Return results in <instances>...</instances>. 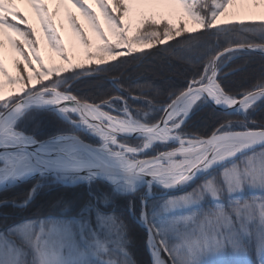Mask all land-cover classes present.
<instances>
[{
	"label": "snow or ice",
	"instance_id": "obj_1",
	"mask_svg": "<svg viewBox=\"0 0 264 264\" xmlns=\"http://www.w3.org/2000/svg\"><path fill=\"white\" fill-rule=\"evenodd\" d=\"M47 49L63 64L49 67ZM245 51L264 57V0H0V192L30 185L22 198H0V209L42 197L59 209L6 224L0 264H137L121 197L147 229L151 264H252L253 253L264 264V121L251 118L264 101V65L249 88L223 83L239 70L223 72L225 57ZM173 64L190 71L185 89L140 82ZM208 100L244 119L193 130L189 117ZM217 165L226 166L191 192L149 206L153 185H189Z\"/></svg>",
	"mask_w": 264,
	"mask_h": 264
},
{
	"label": "trees",
	"instance_id": "obj_2",
	"mask_svg": "<svg viewBox=\"0 0 264 264\" xmlns=\"http://www.w3.org/2000/svg\"><path fill=\"white\" fill-rule=\"evenodd\" d=\"M261 65H264V57L258 53L251 52H241L232 56L231 59L225 57V63L222 68L223 72H228L230 69L238 68V71H232L230 75L223 77V83L225 86L233 91H239L241 88H249L255 82L259 74V69ZM165 70L157 69L155 72H149L145 76L140 78V82L144 80L152 81L155 85L160 86L162 90L165 89H175L178 91L185 89L188 86L187 76L190 71L185 68V66L180 64H173L171 66L165 67ZM171 69V70H169ZM98 83L102 84L106 89L110 90L112 84L110 79L101 80ZM90 85L82 84L80 85V91L87 92ZM139 103V101H137ZM157 114V118H158ZM241 120L244 119V114L236 112H224L216 107H214L210 102L201 103L192 112L189 117L188 124L193 130L199 131L202 134H207L212 131V129L219 124L223 119ZM251 118L256 120L264 121V101H262L258 108L251 113ZM68 128L67 123L63 125L57 124L55 126H50L46 131L47 135H55L56 132L61 128ZM235 128H240V125H234ZM41 138H47V136H42ZM215 171V170H214ZM204 177V176H203ZM203 177L198 178L200 182ZM193 185V184H192ZM190 185L189 188L192 186ZM30 185L27 183L20 184L9 189L8 192H0V198L8 196L9 198H22ZM63 189V186H58ZM83 188V185L78 186ZM191 189V188H190ZM75 189H69V191H74ZM154 196L148 195L149 206L152 208H157L161 205L165 196H160L158 188L154 187ZM142 191L147 194V187H142ZM48 195V194H46ZM52 196L56 195V190L53 189L51 192ZM50 197H42L37 200L34 205L30 206L28 209H17L9 206L6 209H0V230H2L6 224L19 223L25 218H32L40 212H53L55 214L59 213V209H52L48 200ZM128 198L121 197L118 200L124 215L131 222V230L129 233V249L132 253L133 258L136 260L137 264H151V253L148 251L146 244L147 240V229L136 219L132 218L131 212L128 211ZM139 199H136V212L137 217L139 214ZM7 216L8 219L5 220L4 217Z\"/></svg>",
	"mask_w": 264,
	"mask_h": 264
},
{
	"label": "rangeland",
	"instance_id": "obj_3",
	"mask_svg": "<svg viewBox=\"0 0 264 264\" xmlns=\"http://www.w3.org/2000/svg\"><path fill=\"white\" fill-rule=\"evenodd\" d=\"M19 7L21 8V10L25 13V15H27V16H29V18H30V20L34 23V24H36V25H38V19L35 17V15H34V13L32 12V10H31V8H30V6L29 5H27V4H25V3H19ZM72 11L73 12H75L76 13V15L78 16V17H80V22L82 23V24H84L85 25V27L87 28L88 27V25H87V22L83 19V17L82 16H80V14H79V12H77V10L75 9V8H72ZM63 12V13H62ZM60 21H62L63 22V24H64V29H63V34H64V36H65V39H66V41L67 42H69L70 43V46H71V44H72V36H71V28H70V25H69V23H68V21H67V19H66V14H65V12H64V10H61V13H60V16L58 17V22H60ZM8 51V52H7ZM6 54H7V56H6ZM8 54H9V56L12 58V54H11V52H10V50L6 47L5 48V58H6V62H9V59H8ZM48 55H51V57L52 56H57L54 52H52L50 49H47L46 51H45V62L48 64ZM74 56H75V58H76V62H79L80 60H82L83 59V56H82V53H81V51H80V49L78 48V46H77V48L74 50ZM58 57V56H57ZM58 59H59V64L61 65V64H63V61L58 57ZM109 62H111V61H109ZM37 67H38V65H37ZM70 67V66H69ZM162 70H165L164 68L162 69ZM169 70H171V69H169ZM13 74H15V73H13ZM209 102V101H208ZM262 102V101H261ZM260 102V103H261ZM259 103V104H260ZM195 109V108H194ZM193 109V110H194ZM241 114H243V113H241ZM237 159H240V157L239 158H237ZM229 163H231V162H229ZM226 165H223V166H221V167H219V168H217L215 171L213 170L212 171V173H207V174H205V175H203V176H201V177H203V179L204 178H206V176L207 175H210V174H213V173H216V174H218L220 171H221V169L223 168V167H225ZM200 177V178H201ZM195 181H198L197 179L195 180ZM195 181L193 182V183H191L190 185H192L190 188H189V186L186 188V189H183V190H180V191H174V192H169V193H167L166 195H161L162 193H164L165 192V190L164 189H160V188H158L159 189V191H157L156 192V194L157 193H159V195L160 196H165V200L164 201H166V200H168L169 198H172V197H179V196H182V195H184L185 193H187V192H191L192 191V189L196 186V184L197 183H195ZM199 183V182H198ZM144 187H146V186H144ZM154 188V187H153ZM152 188V189H153ZM155 195V193H153V190H152V192H151V194L149 195V196H154ZM212 202L210 201V200H207V201H205L204 202V207H207L209 204H211ZM130 250V249H129ZM251 262H252V264H254V262H255V254L253 253L252 254V256H251Z\"/></svg>",
	"mask_w": 264,
	"mask_h": 264
},
{
	"label": "water",
	"instance_id": "obj_4",
	"mask_svg": "<svg viewBox=\"0 0 264 264\" xmlns=\"http://www.w3.org/2000/svg\"><path fill=\"white\" fill-rule=\"evenodd\" d=\"M208 101H209L214 107H216L217 109H219V110H221V111H224V112H237V113H242V112H240V111H238V110H236V109H228V108H226V107L223 106V105H216V104H215L213 101H211V100H208ZM237 158H239V156H238ZM237 158H236V159H237ZM229 162H231V161H228V162H226V163H229ZM221 166H223V165H217L215 169H217V168H219V167H221ZM213 170H214V169H213ZM205 174H207V173H202V174L198 175L196 179L200 178L201 176H203V175H205ZM193 182H194V181H193ZM193 182H192V183H193ZM189 185H190V184H189ZM189 185H185V186L177 187V188H175V189H171V190L164 189L162 186H160V185H158V184L153 185V187H157V188H160V189H164L165 192L162 193L161 195H166V194L169 193V192L180 191V190L186 189ZM144 186H146V185H144ZM144 186H143V187H144ZM146 187H147V186H146ZM153 187H152V188H153Z\"/></svg>",
	"mask_w": 264,
	"mask_h": 264
},
{
	"label": "bare ground",
	"instance_id": "obj_5",
	"mask_svg": "<svg viewBox=\"0 0 264 264\" xmlns=\"http://www.w3.org/2000/svg\"><path fill=\"white\" fill-rule=\"evenodd\" d=\"M63 13V12H62ZM8 52V51H7ZM6 56H7V54H6ZM48 66L49 67H53V66H56V65H60L59 63V59H58V57L57 56H52L51 57V55H48ZM8 59H9V64H11V57L9 56V54H8ZM13 73H15V71L13 70Z\"/></svg>",
	"mask_w": 264,
	"mask_h": 264
}]
</instances>
